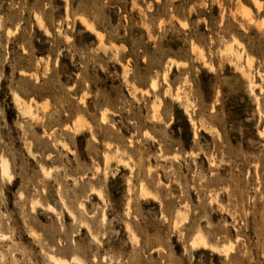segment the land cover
<instances>
[{
    "label": "rangeland",
    "instance_id": "rangeland-1",
    "mask_svg": "<svg viewBox=\"0 0 264 264\" xmlns=\"http://www.w3.org/2000/svg\"><path fill=\"white\" fill-rule=\"evenodd\" d=\"M263 22L0 0V264H264Z\"/></svg>",
    "mask_w": 264,
    "mask_h": 264
},
{
    "label": "bare ground",
    "instance_id": "bare-ground-1",
    "mask_svg": "<svg viewBox=\"0 0 264 264\" xmlns=\"http://www.w3.org/2000/svg\"><path fill=\"white\" fill-rule=\"evenodd\" d=\"M79 17H80V16H79ZM82 20H85V19L82 18ZM85 21L87 22V24L89 23L87 20H85ZM85 21H84V22L82 21V23H84V25L86 26V22H85ZM88 25H89V24H88ZM88 25H87V26H88ZM91 25H92V24H91ZM263 25H264V22H263ZM89 26H90V25H89ZM88 28H89V27H88ZM235 40H236V39H235ZM237 42H238V41H237ZM238 43H239V42H238ZM240 44H241V43H240ZM237 45H238V44H237ZM230 47H231V46H230ZM240 53H241V52H239V55H240ZM200 55H201V54H200ZM239 55H238V56H239ZM240 56H242V55H240ZM240 56H239V57H240ZM201 58H202V57H201ZM243 58H245V57H243ZM237 59H240V58H237ZM246 60H247V59H246ZM249 60H250V59L248 58V61H249ZM247 63H248V62H247ZM249 64H250V63H249ZM250 65H251V64H250ZM153 82H154V81H153ZM16 95H17V94H16ZM17 98H18V97H17ZM15 99H16V98H15ZM15 99H14V100H15ZM18 99H19V98H18ZM16 102H18V101L16 100ZM16 104H17V103H16ZM19 107H20V104H19ZM22 107H23V106H22ZM30 108H31V107H30ZM22 109H23V108H22ZM25 109H26V108H25ZM25 109H24V110H25ZM27 109H28V106H27ZM28 110H29V109H28ZM25 111H26V110H25ZM21 112H22V111H21ZM23 112H24V111H23ZM31 113H32V111H31ZM29 114H30V113H29ZM29 114H27V115H29ZM155 114H156V113H155ZM32 116H33V115H32ZM154 116H155V115H154ZM32 118H33V117H32ZM155 118H156V117H155ZM159 118H160V117H159ZM190 121H191V120H190ZM105 156H106V155H105ZM106 157H108V156H106ZM106 157H105V158H106ZM109 159H110V158H109ZM1 162H2V160H1ZM7 162H8V161H3L2 163H0V164H1V168H2V170H3V171L1 170V172H4L5 175L9 172V171H8V165H9L8 163H9V162H8V163H7ZM105 162H106V161H105ZM107 164H108V162H107ZM7 175H9V174H7ZM10 177H11V176H9V178H10ZM4 178H5V177H4ZM143 187H144V186H143ZM145 190H146V189L143 188V193H144L145 195H148V194H147L148 192L145 191ZM146 192H147V193H146ZM99 197H100V196H99ZM49 208H50V207H49ZM33 209H34V207H33ZM196 235H197V234H196ZM91 236H92V235H91ZM91 238H92V237H91ZM203 238H204V237H203ZM203 238L199 235V236L196 238V240L193 241V243H192L193 247H197V246L199 247L200 245L203 246V247H207V243L205 242V239H203ZM94 241H95V240H94ZM95 242H96V241H95ZM190 243H191V242H190ZM214 247H215V246H214ZM209 248H210V247H209ZM51 256H52V255H51ZM74 258H75V257H74ZM65 260H66V259H65ZM65 260H64V261H65ZM71 260H72V259H71ZM80 260H81V259H80ZM64 261L60 260L59 258H58V259L55 258V257L53 258V262H54L55 264H56V263H57V264H65ZM75 261H76V264H82V263L84 264V262H81V261L78 260V257H77V259L75 258ZM75 261H74V263H75ZM67 264H68V263H67Z\"/></svg>",
    "mask_w": 264,
    "mask_h": 264
}]
</instances>
